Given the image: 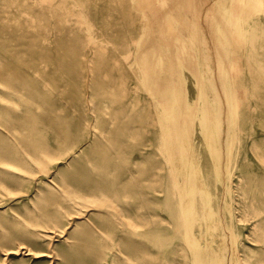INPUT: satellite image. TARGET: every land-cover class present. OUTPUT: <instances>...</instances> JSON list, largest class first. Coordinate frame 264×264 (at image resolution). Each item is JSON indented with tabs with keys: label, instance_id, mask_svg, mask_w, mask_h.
Wrapping results in <instances>:
<instances>
[{
	"label": "rangeland",
	"instance_id": "374dc122",
	"mask_svg": "<svg viewBox=\"0 0 264 264\" xmlns=\"http://www.w3.org/2000/svg\"><path fill=\"white\" fill-rule=\"evenodd\" d=\"M186 228L264 264V0H0V264H199Z\"/></svg>",
	"mask_w": 264,
	"mask_h": 264
},
{
	"label": "bare ground",
	"instance_id": "6f19581e",
	"mask_svg": "<svg viewBox=\"0 0 264 264\" xmlns=\"http://www.w3.org/2000/svg\"><path fill=\"white\" fill-rule=\"evenodd\" d=\"M34 5V4H33ZM10 10V9H9ZM179 30H181V34H183L184 36L187 34V32L186 31H184V29H181V28H179ZM195 33V32H194ZM196 34V33H195ZM190 35V34H189ZM192 36V35H191ZM198 36V35H197ZM187 37H188V34H187ZM186 36H185V41L186 40H188L189 39V41H190V38H187ZM193 37H195V36H193ZM181 38V37H180ZM197 38H199V37H197ZM182 39V38H181ZM199 40V39H198ZM193 41V40H192ZM183 42V41H182ZM186 43V42H185ZM194 43V42H193ZM192 44V43H191ZM186 45V44H185ZM188 45V44H187ZM201 46V45H200ZM205 46V45H204ZM189 47V46H188ZM187 49H189V48H187ZM206 48H204V50H205ZM203 50V49H202ZM201 51V50H200ZM206 64V63H205ZM218 69H219V71H220V74H221V76L223 75V73L224 72H222L221 70H220V67H218ZM228 71V70H227ZM203 72L204 73H206V75L204 76V78H205V80L207 81V83L209 84H207L208 85V87L209 88H211L212 90H215V86H216V84H215V81H214V77H213V71L209 68V65L208 64H206L205 65V67L203 68ZM225 75H228V72H227V74L226 73H224ZM228 77V76H227ZM230 78V77H229ZM220 83L222 84V85H224L225 87L227 86V88H228V90H229V85L231 84L230 83V81H229V79H225V78H223L222 80H220ZM230 83V84H229ZM223 86V87H224ZM172 91H173V89H171ZM216 92V91H215ZM219 92V91H218ZM227 92V91H226ZM214 93V92H213ZM230 93V92H229ZM219 94V93H218ZM215 95V94H214ZM226 95V94H225ZM216 96V95H215ZM219 96V95H218ZM203 97H207V96H203ZM226 97V96H225ZM231 97V96H230ZM221 99V98H220ZM227 99V98H226ZM229 100V99H228ZM244 101V100H243ZM238 102V101H237ZM228 103V102H227ZM181 105H179V107H180ZM211 108H212V110H213V118H212V121H211V123L209 124L208 122H207V120L203 117V121H201V124L202 125H206V126H209L210 127V132L211 133H213L212 134V136H213V138H209V137H207V143H209L210 141L211 142H213L214 141V139H215V137H216V135L218 134V132H217V129H219L220 127H219V124L221 125V123H219V116L220 115H218L217 113H216V108H218L219 107V103H217V101L215 100V99H213V97H212V101H211ZM161 107L163 108V113H164V120H162V124L163 125H165L166 126V132L164 133V134H162L161 135V140H162V142H164L165 144H166V147H168V150H167V152H168V157H169V161L171 162V164H172V175H173V178L176 176V173H177V171L179 170V167H180V165H182V164H184V162H186V161H184L182 158H181V156L179 155V153L176 151V150H171L170 149V147H172L173 145V129L174 128H176V127H178L177 125H179V122H178V120H177V118L175 117V113L174 112H172V110H171V108L169 109V107L167 106V104H163V105H161ZM171 107V106H170ZM229 108H232V113H234L233 111H234V107L233 106H230ZM220 112H221V110H220ZM230 113V112H229ZM230 115V114H229ZM231 120V119H230ZM221 122V121H220ZM231 122V121H230ZM232 122H234V120H233V118H232ZM232 128V127H231ZM211 130H213V131H211ZM220 130V129H219ZM230 132V131H229ZM231 133H229L228 134V155L230 154V147H232L231 146ZM170 141V142H169ZM226 141H227V139H226ZM215 147L217 148V149H219L218 147H219V134H218V139H217V141L215 142ZM187 153H189L188 154V156H187V161H189V162H194V159L193 158H191L192 157V154L190 153V151H186ZM215 161H216V164H217V169H218V158H219V156H220V154L217 152H215ZM226 157H227V155H226ZM228 158V157H227ZM10 165H11V163H9ZM191 175L193 176V178L195 177V176H198V178H199V180H201V178H200V176L199 175H197V174H195L193 171H191ZM172 178V179H173ZM176 178V177H175ZM203 178V177H202ZM176 180V179H175ZM177 181V180H176ZM191 181H186L185 182V184L184 185H181V186H179V189H180V191H181V195H182V197H183V201H185V203H186V205L187 206H185L184 207V212L186 213V212H188V204L190 203V201H191V198H193V197H191L192 196V193H193V191H194V189L195 188H197V187H200V188H202L203 187V185H201V184H192V185H188L189 183H190ZM172 183H174L173 182V180H172ZM206 186V185H205ZM172 187H173V185H172ZM174 187H175V185H174ZM207 187V186H206ZM175 190V189H174ZM178 190V189H177ZM209 190V189H208ZM195 191H197V190H195ZM179 194V193H178ZM195 194V193H194ZM178 196V195H177ZM180 197V196H179ZM180 199V198H179ZM211 200V199H210ZM210 200H209V203H210ZM182 202V201H181ZM195 202V201H194ZM183 205V204H182ZM179 206H181V205H179ZM183 208V207H182ZM181 208V209H182ZM201 208V207H200ZM199 208V209H200ZM187 210V211H186ZM180 213V212H179ZM200 213L202 214V212L200 211ZM229 213V212H228ZM190 214H192V213H190ZM194 215V214H193ZM181 216V215H180ZM195 216V215H194ZM202 216H203V214H202ZM187 217V216H186ZM185 217V218H186ZM201 217V216H200ZM184 218V219H185ZM193 218V217H192ZM215 218V217H214ZM214 218H213V216L212 215H210V216H208V220H207V228H206V234L208 235V236H214V234H215V232H214V228H215V224L217 223V221H216V223L214 222ZM183 219V220H184ZM194 219V218H193ZM182 221V220H181ZM196 221V220H195ZM203 223V222H202ZM215 223V224H214ZM219 223V222H218ZM194 224V223H193ZM193 224H192V226H193ZM185 227V226H184ZM187 228H191V224L189 225V226H186ZM217 227V226H216ZM186 228V232H184L185 233V238H186V241L188 242V243H190V241H191V243L192 244H188V245H192V246H190V247H188V248H191V250H192V253H193V255L197 258V260L199 259V257H200V259L199 260H201V262L198 260L197 261V263H199V264H204V259H203V255L205 254L204 252H203V250H200V248H199V245H198V243L196 242V240H195V238H194V235L192 234V231H190L189 232V230ZM203 229H204V227H203ZM218 230V229H217ZM218 234H219V232H218ZM217 235V234H216ZM174 236V235H173ZM207 237V236H206ZM210 238V237H209ZM159 239V238H158ZM262 239V238H261ZM160 241H162V240H160ZM217 241H218V239H217ZM264 241V240H263ZM194 242H196V245L194 244ZM202 242V241H201ZM218 242H221V240L220 241H218ZM204 244V243H203ZM194 245V246H193ZM217 246V245H216ZM182 247V246H181ZM218 247V246H217ZM216 247V248H217ZM223 247V246H222ZM219 249V248H218ZM221 249V248H220ZM216 250V249H215ZM217 251V250H216ZM214 252V251H213ZM220 252H222V250L220 251ZM216 253V252H215ZM208 254H210V253H208ZM222 254V253H221ZM219 256H220V254H219ZM222 256V255H221ZM221 256H220V258H221ZM236 256V255H235ZM211 258H213V257H211ZM217 258H218V254H217ZM212 260V259H211ZM221 260V259H220ZM238 260V259H237ZM207 261H208V259H207ZM206 261V262H207ZM208 263V262H207ZM216 263V262H215ZM218 263V262H217ZM208 264H210V262L208 263ZM213 264V263H212ZM219 264V263H218Z\"/></svg>",
	"mask_w": 264,
	"mask_h": 264
}]
</instances>
